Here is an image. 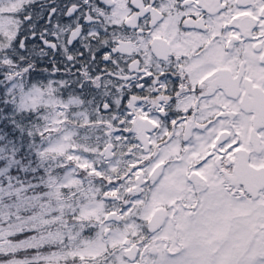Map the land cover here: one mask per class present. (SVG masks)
Instances as JSON below:
<instances>
[{"label":"snow or ice","instance_id":"obj_1","mask_svg":"<svg viewBox=\"0 0 264 264\" xmlns=\"http://www.w3.org/2000/svg\"><path fill=\"white\" fill-rule=\"evenodd\" d=\"M0 264H264V0H0Z\"/></svg>","mask_w":264,"mask_h":264}]
</instances>
